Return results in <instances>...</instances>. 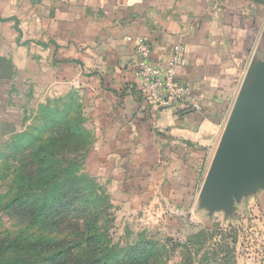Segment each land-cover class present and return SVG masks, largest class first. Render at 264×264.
I'll return each mask as SVG.
<instances>
[{
    "label": "crops",
    "instance_id": "crops-1",
    "mask_svg": "<svg viewBox=\"0 0 264 264\" xmlns=\"http://www.w3.org/2000/svg\"><path fill=\"white\" fill-rule=\"evenodd\" d=\"M144 38L152 63L184 47L175 69L183 103L160 105L142 91L134 62ZM261 64L264 0H0V139L44 99L76 94L95 135L87 174L110 182L127 211L168 202L195 210L185 201H196Z\"/></svg>",
    "mask_w": 264,
    "mask_h": 264
},
{
    "label": "trees",
    "instance_id": "trees-1",
    "mask_svg": "<svg viewBox=\"0 0 264 264\" xmlns=\"http://www.w3.org/2000/svg\"><path fill=\"white\" fill-rule=\"evenodd\" d=\"M55 115L40 137L0 149L1 161L18 163L4 208L22 224L0 237V264H157L146 238L125 248L112 242L108 197L82 172L91 134L70 110Z\"/></svg>",
    "mask_w": 264,
    "mask_h": 264
},
{
    "label": "rangeland",
    "instance_id": "rangeland-1",
    "mask_svg": "<svg viewBox=\"0 0 264 264\" xmlns=\"http://www.w3.org/2000/svg\"><path fill=\"white\" fill-rule=\"evenodd\" d=\"M68 110L70 120L82 121L83 129L90 132L92 147L95 135L87 108L78 95L71 94L46 98L30 108L19 126L20 132L0 139V149L9 144L23 145L29 137H38L57 119L55 114ZM4 161L0 160V237L18 235L22 227L21 214L4 208L8 183L18 163ZM82 172L93 178L108 197L113 215L111 239L119 247H132L146 238L153 242V247L145 251L157 264H264V201L259 198V189L249 194L254 195L251 198L241 199L230 212L203 207L202 189L196 201L193 198L185 201L187 205L195 204V210L175 208L168 202L160 207L143 203L137 210L127 211L121 200L114 199L110 182L87 174L84 166ZM116 184L119 187L120 183Z\"/></svg>",
    "mask_w": 264,
    "mask_h": 264
},
{
    "label": "water",
    "instance_id": "water-1",
    "mask_svg": "<svg viewBox=\"0 0 264 264\" xmlns=\"http://www.w3.org/2000/svg\"><path fill=\"white\" fill-rule=\"evenodd\" d=\"M202 186L201 204L230 212L242 197L264 190V64L249 73Z\"/></svg>",
    "mask_w": 264,
    "mask_h": 264
},
{
    "label": "built area",
    "instance_id": "built-area-1",
    "mask_svg": "<svg viewBox=\"0 0 264 264\" xmlns=\"http://www.w3.org/2000/svg\"><path fill=\"white\" fill-rule=\"evenodd\" d=\"M152 45L148 39H138L135 46L134 76L149 100L160 105H179L188 96V90L177 83L175 69L185 57L182 45H175L165 62L152 63Z\"/></svg>",
    "mask_w": 264,
    "mask_h": 264
}]
</instances>
